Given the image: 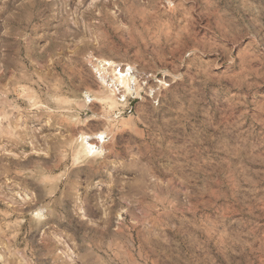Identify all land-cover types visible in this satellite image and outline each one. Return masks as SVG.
Instances as JSON below:
<instances>
[{"label":"clouds","instance_id":"1","mask_svg":"<svg viewBox=\"0 0 264 264\" xmlns=\"http://www.w3.org/2000/svg\"><path fill=\"white\" fill-rule=\"evenodd\" d=\"M65 5L66 0H0V19L13 22L11 31L0 33V73L8 59L4 38L19 40L40 21L50 24L61 11L70 15ZM100 7L103 14L91 21L102 30L100 41L80 54L69 50L65 79L59 81L66 95L79 98L74 119L87 126L98 151L71 158L67 148L79 128L66 127L53 104L40 113L35 129L46 133L50 156L22 165L20 183L29 197L44 201L45 175L58 177L54 188L61 194L74 176L89 181L84 190L92 187L91 179L98 186L105 176L136 177L138 183L129 179L116 193L135 223L115 230L97 226L78 255L58 252L59 264L63 257L73 264H264V0H103ZM93 52L140 65L157 91L113 92L114 111L107 105L89 108L82 92L100 87L86 58L94 61ZM212 54L215 59H205ZM213 71L219 75L211 76L209 87ZM169 140L186 151H174ZM189 170L192 180H180L177 174ZM148 204L149 215L168 216L165 224L152 226L137 215L136 205ZM0 264L48 260L4 235Z\"/></svg>","mask_w":264,"mask_h":264},{"label":"rangeland","instance_id":"2","mask_svg":"<svg viewBox=\"0 0 264 264\" xmlns=\"http://www.w3.org/2000/svg\"><path fill=\"white\" fill-rule=\"evenodd\" d=\"M102 3L103 0H96L95 5L93 0H66L65 6L71 9L70 15L61 11L50 24L40 21L39 27L30 28L19 40L14 36L4 38L8 59L5 61V71L0 73V230L6 228L4 235L11 237L20 249L31 248L33 255L45 256L48 264H59L61 258L57 256L58 252L67 250L74 257L78 255L80 246L97 231V226L115 230L118 225L131 228L135 223L128 214L131 209L127 204L121 206V198L116 193L127 186L129 179L138 183L136 177L105 176L98 186H95L96 180L91 179L92 187L84 190V185L89 181L84 176L79 179L74 176L73 183L61 194L55 192L54 188L58 177L45 175L42 180L48 185L49 194L44 201L29 197L25 185L20 183V173L25 170L22 165L50 156V152L46 153L45 149L50 148L51 142L45 143L46 133L43 129H35L40 128V113L53 104L62 110V122L66 127L79 128L75 142H70L67 148L71 158L80 160L98 151L87 126L77 124L74 119L72 109L79 98L66 95L59 81L65 79L62 76L65 71L63 62L69 50L80 54L100 41L98 33L102 30L93 27L91 21L103 14L100 7ZM12 24V21L0 19V33L11 31L9 26ZM92 56L95 57L94 61L91 57L86 58L100 87L92 88L91 94L89 91L82 92L89 108L95 105L99 109L107 105L108 111H114L117 105L112 103L115 99L113 92L116 96L124 92L139 96L147 88L151 96L157 91L143 78L140 65L134 66L118 58H101L95 52ZM205 59H215V54ZM119 73L123 75L124 82L117 79ZM218 75V71L211 72L209 87L213 83L211 76ZM34 81H40L39 85ZM50 81L51 90L46 87ZM101 89L105 90L104 94H101ZM49 97L53 103H49ZM32 113H36L34 117ZM80 118L83 119V113ZM188 131L191 133L192 130ZM85 143L91 145L92 151L87 150ZM168 143L176 152L186 151L184 145L174 140ZM22 152L23 160L19 159ZM194 174L189 170L184 175H177L180 180L191 181ZM157 178L164 179V176ZM117 182L119 189L116 187ZM56 196H59V200ZM160 199L163 200L164 196ZM188 204L190 208L195 207L192 201H188ZM136 208L137 215H142L149 225L167 222L168 216L163 213L158 215L153 211L148 214L151 204L147 207L136 205ZM195 210L199 211L198 208ZM89 228L92 232L88 231ZM4 235H0V240L4 239ZM57 242L62 243L54 248ZM63 260L64 264H73V260L67 257H63Z\"/></svg>","mask_w":264,"mask_h":264},{"label":"bare ground","instance_id":"3","mask_svg":"<svg viewBox=\"0 0 264 264\" xmlns=\"http://www.w3.org/2000/svg\"><path fill=\"white\" fill-rule=\"evenodd\" d=\"M117 79L118 80H120L121 82L123 81V75L122 74H120L119 73V75L117 76ZM124 82V81H123ZM85 145H86V148H87V150L90 152V151H92V147H91V145H87L86 143H85ZM84 146V145H83ZM85 149V148H84ZM86 150V149H85ZM84 152V151H83ZM40 213V212H39ZM42 214V213H41Z\"/></svg>","mask_w":264,"mask_h":264}]
</instances>
